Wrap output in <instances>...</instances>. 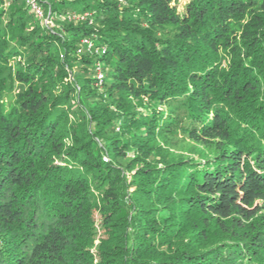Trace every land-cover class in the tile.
I'll list each match as a JSON object with an SVG mask.
<instances>
[{"label":"trees","instance_id":"16d2710c","mask_svg":"<svg viewBox=\"0 0 264 264\" xmlns=\"http://www.w3.org/2000/svg\"><path fill=\"white\" fill-rule=\"evenodd\" d=\"M39 3L0 0V264H264V0Z\"/></svg>","mask_w":264,"mask_h":264},{"label":"built area","instance_id":"2783aa9c","mask_svg":"<svg viewBox=\"0 0 264 264\" xmlns=\"http://www.w3.org/2000/svg\"><path fill=\"white\" fill-rule=\"evenodd\" d=\"M25 4L28 6L29 10L38 18L43 16L42 8L40 6L39 0H25ZM87 42V41H85ZM97 79L100 81L102 79L101 72H97Z\"/></svg>","mask_w":264,"mask_h":264},{"label":"rangeland","instance_id":"374dc122","mask_svg":"<svg viewBox=\"0 0 264 264\" xmlns=\"http://www.w3.org/2000/svg\"><path fill=\"white\" fill-rule=\"evenodd\" d=\"M180 3H183L185 0H178ZM41 6V5H40ZM42 8V7H41ZM43 12V16L41 18H38L37 16L34 15V17H36L37 19H39L40 23L45 25V26H52V24L50 23V19L49 17L46 16L45 12L42 10ZM79 17H76V19ZM81 19V18H79ZM86 41V40H85ZM90 42V41H89ZM261 203L260 200L255 201V204Z\"/></svg>","mask_w":264,"mask_h":264}]
</instances>
